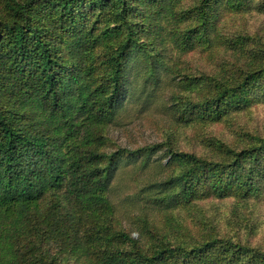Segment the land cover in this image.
Returning a JSON list of instances; mask_svg holds the SVG:
<instances>
[{
  "label": "trees",
  "instance_id": "1",
  "mask_svg": "<svg viewBox=\"0 0 264 264\" xmlns=\"http://www.w3.org/2000/svg\"><path fill=\"white\" fill-rule=\"evenodd\" d=\"M233 1L0 0V264H264L251 236L195 233L176 217L202 186L201 198L246 204L263 191L233 173L264 154V137L210 156L174 139L181 121L249 106L244 90L264 75V47L235 83L183 71L184 55L223 45ZM154 112L163 140L111 136Z\"/></svg>",
  "mask_w": 264,
  "mask_h": 264
},
{
  "label": "rangeland",
  "instance_id": "2",
  "mask_svg": "<svg viewBox=\"0 0 264 264\" xmlns=\"http://www.w3.org/2000/svg\"><path fill=\"white\" fill-rule=\"evenodd\" d=\"M217 24V31L224 38L223 45L216 46L211 55L204 47H197L183 56L181 66L184 72L205 70L216 78L222 74L235 83L242 74V65L251 58L253 50L264 47V0H235L223 6ZM244 91L252 100L245 108L235 109L216 120L181 121L174 134L177 145L210 156L213 150L222 146V142L241 150L264 137V75ZM180 106L187 109L185 104L180 103ZM163 120V115L155 112L139 115L114 127L111 136L117 144L129 148L161 141L165 130ZM263 166L264 154H261L246 160L233 173L244 174L248 179L247 185L261 186L263 191L251 196V204L240 199L236 201L234 196L209 195L201 198L202 186L198 188L199 195L195 200L183 204L176 212L178 221L190 226L195 233L215 225L232 235H249L253 243L264 246ZM131 186L134 184L129 178L122 182L124 196L132 192ZM124 223L133 229L130 221L126 219Z\"/></svg>",
  "mask_w": 264,
  "mask_h": 264
}]
</instances>
